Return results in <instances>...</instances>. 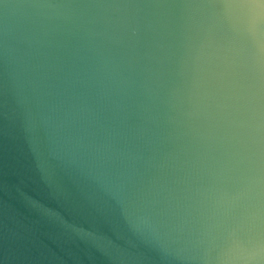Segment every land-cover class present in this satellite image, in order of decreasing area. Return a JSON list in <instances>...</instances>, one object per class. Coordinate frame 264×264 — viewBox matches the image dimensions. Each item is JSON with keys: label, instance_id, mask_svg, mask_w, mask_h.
I'll list each match as a JSON object with an SVG mask.
<instances>
[{"label": "water", "instance_id": "obj_1", "mask_svg": "<svg viewBox=\"0 0 264 264\" xmlns=\"http://www.w3.org/2000/svg\"><path fill=\"white\" fill-rule=\"evenodd\" d=\"M0 264H264V0H0Z\"/></svg>", "mask_w": 264, "mask_h": 264}]
</instances>
